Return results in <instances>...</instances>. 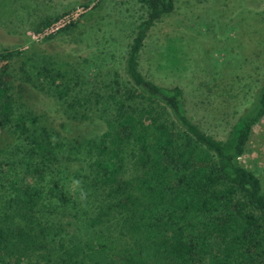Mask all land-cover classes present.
<instances>
[{
    "label": "trees",
    "instance_id": "obj_1",
    "mask_svg": "<svg viewBox=\"0 0 264 264\" xmlns=\"http://www.w3.org/2000/svg\"><path fill=\"white\" fill-rule=\"evenodd\" d=\"M142 2L149 16L126 58L129 78L117 74L109 92L99 96L107 130L82 142L92 161L82 188L97 202L87 228L110 224L121 235L110 234L113 241L126 236L134 242L117 253L107 250L104 238L105 245L88 246V252L69 246L63 230L53 232L42 222L48 192L41 182L60 161L64 144L16 95L7 62L16 52L1 51L0 131L11 128L19 135L25 170L38 175L36 183L12 182L14 193L0 218L1 259L37 253L45 262L36 264H264V188L241 162L255 125L264 118V82L227 137H215L189 114L181 86L160 85L142 71L150 29L176 8L175 0ZM57 19L43 20L36 30ZM26 62L24 80L72 111L88 101L81 94V74L70 75L40 53L28 55Z\"/></svg>",
    "mask_w": 264,
    "mask_h": 264
},
{
    "label": "rangeland",
    "instance_id": "obj_2",
    "mask_svg": "<svg viewBox=\"0 0 264 264\" xmlns=\"http://www.w3.org/2000/svg\"><path fill=\"white\" fill-rule=\"evenodd\" d=\"M175 3V10L150 29L141 69L160 85L181 86L194 121L225 139L264 82V0ZM68 14L78 16L41 36ZM148 16L142 0H0V52H16L7 61L14 92L64 144L60 161L41 182L48 194L40 216L53 232L63 230L61 236L69 246L75 244L73 248L91 252L88 246L105 245V238L107 250L119 253L134 242L126 236L113 241L111 236L121 235L110 224L87 228L86 219L94 215L97 202L82 188L92 162L82 142L96 140L107 130L99 96L109 92L117 74L122 80L129 78L126 58L140 23ZM54 17L58 19L51 25L36 30L43 20ZM32 53L46 55L70 75H82L81 94L88 98L84 106L72 111L57 96L24 80L22 66ZM22 148L23 141L13 129L0 131V218L14 193L13 181L37 182L38 175L25 170ZM241 162L259 176L264 188V118L255 125ZM44 262L37 253L27 258L0 257V264Z\"/></svg>",
    "mask_w": 264,
    "mask_h": 264
},
{
    "label": "built area",
    "instance_id": "obj_3",
    "mask_svg": "<svg viewBox=\"0 0 264 264\" xmlns=\"http://www.w3.org/2000/svg\"><path fill=\"white\" fill-rule=\"evenodd\" d=\"M78 14H68L62 18H60L57 22L52 24L50 27L46 28L45 31L41 34L42 37L50 35L53 32H56L61 27L65 26L66 24L70 23L72 19H76Z\"/></svg>",
    "mask_w": 264,
    "mask_h": 264
}]
</instances>
